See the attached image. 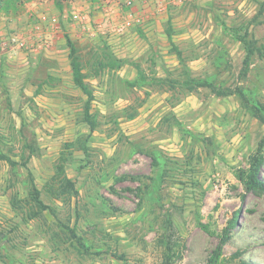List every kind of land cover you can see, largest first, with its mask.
<instances>
[{"label":"rangeland","instance_id":"rangeland-1","mask_svg":"<svg viewBox=\"0 0 264 264\" xmlns=\"http://www.w3.org/2000/svg\"><path fill=\"white\" fill-rule=\"evenodd\" d=\"M0 22V264H208L218 247L215 264H264V193L236 178L264 128L236 95L186 85L264 107V56L243 72L236 37L264 44V0H33Z\"/></svg>","mask_w":264,"mask_h":264},{"label":"trees","instance_id":"trees-1","mask_svg":"<svg viewBox=\"0 0 264 264\" xmlns=\"http://www.w3.org/2000/svg\"><path fill=\"white\" fill-rule=\"evenodd\" d=\"M31 1L33 0H0V15L15 16L20 12L24 3L31 2ZM76 1H88V2L94 3L99 0H53L54 6L58 11L59 10L62 11L64 4H68V3L76 2ZM165 35H166L167 41L170 46L169 51L175 54L177 57L176 59H178L179 62H181L182 61L181 52L175 45L173 38H172L173 30H172V24H171L170 19L167 21V29H165ZM236 37L238 41L241 43V45L243 46V49L245 52L243 64H242V71L246 72V70L248 69L251 63V59L255 54H258L260 57L264 56V44L257 47L256 42L252 39H248L247 35H242V36L237 35ZM64 38H65V45L68 49V60H69V66L71 69L72 83L87 97V100L84 106V121L88 125L89 131L92 132L95 128V122L91 118V115L89 113L90 105L92 101L91 100L92 93L89 90L87 84H85L84 78L82 76L81 65L78 59L76 47L74 46L73 42L71 41L68 35L65 34ZM186 85L188 86L189 91L196 90L199 88L209 89L217 97L218 96L226 97L230 95H236L241 102V106L245 110L250 112L251 115L255 119H257L264 128V107L263 106L258 107V106L249 104L248 100L246 99L245 95L243 94L240 88H235L234 90H230V89L222 90L219 88L216 89L211 83L207 81H195V80H189L186 83ZM258 141L259 142L257 144L255 151L248 157L247 169L244 170L243 168L239 170L237 172L236 178L238 179L239 182L243 184V186H245L247 191L264 193V182L260 178V172H261L262 166L264 165V153H263L264 129H263L262 137ZM6 160L11 166H14L17 164L16 162L8 158ZM58 160L59 161L55 169V176L60 177L62 182L67 187H72V183L65 175L64 166H65L66 157L61 156L59 157ZM31 182H32L31 190H32L33 199L35 203L39 205V207L43 210L48 209L38 199V190L36 189L32 181V178H31ZM202 229L205 230L207 233L211 234L204 226H202ZM219 251H220V247H218L217 252H214L213 255L210 257L208 264H215L217 262L220 256ZM117 259L123 261V264H127L126 261L121 256L118 257ZM243 264H248V263H243Z\"/></svg>","mask_w":264,"mask_h":264},{"label":"crops","instance_id":"crops-1","mask_svg":"<svg viewBox=\"0 0 264 264\" xmlns=\"http://www.w3.org/2000/svg\"><path fill=\"white\" fill-rule=\"evenodd\" d=\"M74 5H75V4H74ZM23 16H24V14H23ZM21 20H22L21 16H17V17L14 18L13 24H18V25H19V24H20L19 22H20ZM2 24H3V23L0 22V40L4 39L5 34H6V32H7L6 27L3 26ZM51 35H52V33H48V32L45 33V37H50Z\"/></svg>","mask_w":264,"mask_h":264},{"label":"built area","instance_id":"built-area-1","mask_svg":"<svg viewBox=\"0 0 264 264\" xmlns=\"http://www.w3.org/2000/svg\"><path fill=\"white\" fill-rule=\"evenodd\" d=\"M131 3L130 2H128V6L130 5ZM74 14V18H77V15L75 14V13H73ZM55 21V20H54Z\"/></svg>","mask_w":264,"mask_h":264}]
</instances>
